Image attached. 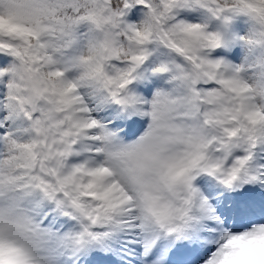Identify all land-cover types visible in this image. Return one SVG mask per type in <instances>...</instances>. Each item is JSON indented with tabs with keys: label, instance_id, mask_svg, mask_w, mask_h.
Here are the masks:
<instances>
[{
	"label": "snow or ice",
	"instance_id": "6c2138e0",
	"mask_svg": "<svg viewBox=\"0 0 264 264\" xmlns=\"http://www.w3.org/2000/svg\"><path fill=\"white\" fill-rule=\"evenodd\" d=\"M0 264H264V0H0Z\"/></svg>",
	"mask_w": 264,
	"mask_h": 264
}]
</instances>
